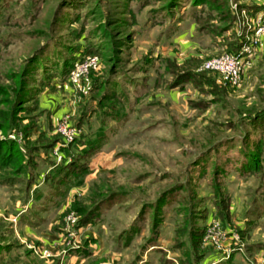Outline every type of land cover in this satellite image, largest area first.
<instances>
[{
	"label": "rangeland",
	"instance_id": "1",
	"mask_svg": "<svg viewBox=\"0 0 264 264\" xmlns=\"http://www.w3.org/2000/svg\"><path fill=\"white\" fill-rule=\"evenodd\" d=\"M240 7L264 16V0H0V110L21 98L17 129L0 141L16 138L27 155L25 173L0 170V264H232L206 236L213 222L238 230L230 202L233 218L264 214V54L233 87L203 68L230 40L204 33ZM87 54L97 64L72 82L66 64ZM190 69L220 90L171 87ZM65 115L82 128L80 144L97 146L70 187L52 179L65 153L49 147L62 142Z\"/></svg>",
	"mask_w": 264,
	"mask_h": 264
},
{
	"label": "trees",
	"instance_id": "2",
	"mask_svg": "<svg viewBox=\"0 0 264 264\" xmlns=\"http://www.w3.org/2000/svg\"><path fill=\"white\" fill-rule=\"evenodd\" d=\"M210 2H211V0H193L194 5H196V6H204V5L210 6ZM210 12H209V14H210ZM227 14L229 15L228 12H227ZM205 28L210 29V26H208V25L199 26V30L200 29L203 30ZM226 30H227V25H224L220 28H217V30H216L217 32L213 31V30H210V31L221 35ZM243 42H244V40L239 42V39H235V40L230 42L228 48L231 50V52L237 53V52H239ZM170 59H172V58H170ZM172 64L174 65L175 63H172ZM69 65L66 64V66H65V73L68 72V74L73 69L75 64L73 63L72 66L71 65L69 66ZM185 73L186 74H183V73L180 75L178 74L176 80L173 82L171 87L179 86L180 88H182L188 82H191L194 84V86L196 88L204 89V90H206V92H209V93H213L220 88L217 84V80L210 74H206V73H202V72L201 73L196 72L195 70H192V69L187 70ZM51 77L52 76L47 78L48 82L50 81ZM18 85H19L20 89L19 88L16 89L17 90L16 96L19 95L20 93L22 96L24 88H25L24 82L18 81ZM20 100H21V98L20 99L18 98V100L16 99L14 102L9 101L10 104L13 103V105H14L13 106L14 108H12L10 114H8L7 111L0 110V131L9 132V131H13V130L17 129L15 124H13V122L16 121L17 120L16 118L18 117L16 110L18 109V107L19 108L21 107L20 106ZM57 142L58 141L56 140V142H55L56 144L53 145V143H52L51 145H49V147L54 148L57 145ZM94 143L95 142L85 141L82 144H80L78 139H77L75 142L69 144L68 146L63 147L62 152H63V154L65 153L66 155L65 154L63 155L64 160L60 164H56L53 167L54 168L53 169L54 175H53L52 179L55 180L56 175H58L57 176L59 179L58 182H62L64 184L68 183V186L69 185L70 186L76 185L75 183H80V181H81L80 175L81 174L84 175L87 172H89V169H90L89 164H88V162H85V159H87V157H89L88 155L90 153H93L94 150L97 149V146ZM81 145H83L82 148L80 147ZM24 148L25 147L22 146L16 138H6L5 140L0 141V170L8 169L10 167L13 170V167L17 166L18 169H16L15 172L13 171L14 173H17V174L25 173L26 172V168H25L26 164H24V160L26 159L27 155H26V151L24 150ZM75 148H76V153L73 154L72 152H73V150H75ZM69 149H71L72 151H70ZM65 156H66V159H65ZM71 156H73V157H71ZM250 162L251 161H249L246 164L247 168L248 167L250 168V166H249ZM50 177H51V175H50ZM70 177H71V180H68V179H70ZM52 179H51V182H52ZM58 182H56V184H58ZM52 185L55 186L54 184H52ZM215 197H217V200L214 202V204H217V206H219L217 208V213L221 216L222 213H224L223 203L227 200L226 202L228 205V203H229L228 198H224L225 196H222V194L219 192L215 194ZM76 204H75V206L77 208H79L81 211H85V209L83 207L78 206ZM88 215H89L88 218H85L82 220L84 224H88V223L94 222L96 220V218L99 216L98 207L97 208L95 207L93 210H91L90 213H88ZM228 217H229V214H227V220L229 219ZM231 257H230V259H231Z\"/></svg>",
	"mask_w": 264,
	"mask_h": 264
},
{
	"label": "built area",
	"instance_id": "3",
	"mask_svg": "<svg viewBox=\"0 0 264 264\" xmlns=\"http://www.w3.org/2000/svg\"><path fill=\"white\" fill-rule=\"evenodd\" d=\"M264 14V12H263ZM251 22V23H249ZM251 33L246 35L244 42L237 53L226 52L204 64V69L219 73L223 80L233 87H239L242 84L243 69L250 62V59L256 57L257 51L264 38V16L257 15L251 20ZM97 64V59L91 54L82 57L70 72L69 78L72 82H77L89 74L91 66ZM57 129L63 134L62 142L54 147V153H62V147L75 142L83 135L80 126L73 123L69 115H65L57 122ZM206 240H210L217 247L216 251L223 254L222 259H229L234 253L245 252V244L242 241L241 234L234 228L222 230L218 223L213 222L207 231ZM252 264H264L262 262H253Z\"/></svg>",
	"mask_w": 264,
	"mask_h": 264
},
{
	"label": "crops",
	"instance_id": "4",
	"mask_svg": "<svg viewBox=\"0 0 264 264\" xmlns=\"http://www.w3.org/2000/svg\"><path fill=\"white\" fill-rule=\"evenodd\" d=\"M240 1H241V3H243L244 0H240ZM251 1L253 4H256V0H251ZM241 5H245V4H241ZM197 7H200V6H197ZM244 7H240V9H239V10H241L240 12L238 10H234L233 8H228L227 12L230 15H232V21L227 22V30L223 34L219 35L215 32L210 31V30L206 31L205 33L203 31V33L204 34H212L215 37V39H218L217 41H219V42H221V40H222L221 38H224V39L227 38V40H230L227 43V48H228L230 42L233 41V39L235 38L234 33L236 34L235 39H239V42L243 41L244 40L243 36L245 34L251 33V29L249 26L250 24L248 23V26L246 25V27H245V29L247 28L249 31H244L242 29L243 31L241 32V31H239L240 28L238 27L237 18L242 17V19L247 18L248 20H250L253 17L251 18L249 16H252L254 13L253 10L247 11V9ZM253 8L255 9V12L257 13L261 7H253ZM261 10H262V8H261ZM175 30H176V28H175ZM178 30H179V28H178ZM195 30L198 33L201 32L200 31L201 29L199 30L198 27H196V23H195ZM172 42H178V40H176V38L174 37ZM178 43H181V42H178ZM261 53L264 54V38L262 39V42H261V45L258 49V54H256V57L258 58ZM61 114L60 113L57 114V119H59L61 117ZM248 162H249V158L242 161L241 167L243 169H241L239 171L240 173L244 174V171L245 172L248 171V168L246 167V164ZM213 204H214V202H213ZM232 204H233V202H230V207H232L231 212L233 213L231 216V218H232L231 221L233 220L234 224L237 225L238 231L241 234L242 241L246 247H245V252L234 253L230 259L231 261L230 260L229 261L232 262V264H236L235 260L239 261L238 264H245V262L247 264H252L254 261L256 262V260L259 261V260L264 259V214L261 213L260 217L256 216L254 219H250L249 218L250 216H248L247 214L243 215L242 217L238 216L237 218L236 217L233 218V215H235V214L232 211L233 210ZM213 209H214L213 210L214 214H217V208H213ZM238 254L241 255V259L237 256ZM221 255H223V254L221 253Z\"/></svg>",
	"mask_w": 264,
	"mask_h": 264
}]
</instances>
